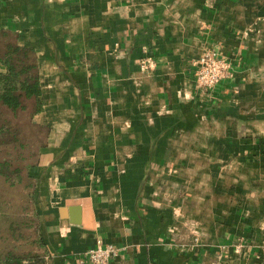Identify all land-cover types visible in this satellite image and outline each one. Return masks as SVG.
<instances>
[{"label": "crops", "instance_id": "1", "mask_svg": "<svg viewBox=\"0 0 264 264\" xmlns=\"http://www.w3.org/2000/svg\"><path fill=\"white\" fill-rule=\"evenodd\" d=\"M4 33L36 54L46 264H264V0H0Z\"/></svg>", "mask_w": 264, "mask_h": 264}, {"label": "trees", "instance_id": "2", "mask_svg": "<svg viewBox=\"0 0 264 264\" xmlns=\"http://www.w3.org/2000/svg\"><path fill=\"white\" fill-rule=\"evenodd\" d=\"M4 37L7 43L0 54L7 68L0 75V261L46 264L33 195L35 182L28 174L37 161L44 133L32 122L42 108L36 54L32 48L16 44L14 35L4 33ZM2 184L8 186V195L21 191L23 199L14 202L1 192Z\"/></svg>", "mask_w": 264, "mask_h": 264}, {"label": "built area", "instance_id": "3", "mask_svg": "<svg viewBox=\"0 0 264 264\" xmlns=\"http://www.w3.org/2000/svg\"><path fill=\"white\" fill-rule=\"evenodd\" d=\"M151 62L145 61L144 68ZM194 81L199 90L209 94L217 85L232 76V61L222 56L215 49H207L202 56L193 62ZM118 256V249L98 241L96 247L89 249L82 261L90 264H110Z\"/></svg>", "mask_w": 264, "mask_h": 264}, {"label": "rangeland", "instance_id": "4", "mask_svg": "<svg viewBox=\"0 0 264 264\" xmlns=\"http://www.w3.org/2000/svg\"><path fill=\"white\" fill-rule=\"evenodd\" d=\"M28 114V112L27 113H23V116L24 115H27ZM26 118V117H25ZM40 135V134H39ZM39 135H37L36 136V139H38V137H39ZM7 187L8 186H6V185H1V192H5L6 193V195L9 197H11L13 200H14V202H16L17 200H21V199H23V196H19V193L21 192V191H13V192H11L9 195L7 194L8 192H7ZM33 192V191H32ZM33 195H34V193H33ZM9 197V198H10ZM35 199V198H34ZM35 201H36V199H35ZM16 207V205L14 206L13 205V209ZM29 208H31V207H29ZM12 209V210H13ZM17 209V208H16ZM37 220H38V223H39V227H40V222H39V219L37 218ZM28 231H30V232H34V230L33 229H28Z\"/></svg>", "mask_w": 264, "mask_h": 264}, {"label": "water", "instance_id": "5", "mask_svg": "<svg viewBox=\"0 0 264 264\" xmlns=\"http://www.w3.org/2000/svg\"><path fill=\"white\" fill-rule=\"evenodd\" d=\"M74 203H68V205H73Z\"/></svg>", "mask_w": 264, "mask_h": 264}]
</instances>
